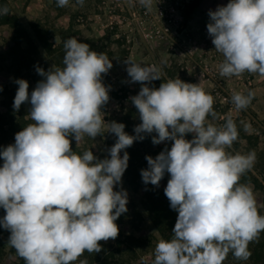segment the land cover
Wrapping results in <instances>:
<instances>
[{"label": "clouds", "instance_id": "obj_1", "mask_svg": "<svg viewBox=\"0 0 264 264\" xmlns=\"http://www.w3.org/2000/svg\"><path fill=\"white\" fill-rule=\"evenodd\" d=\"M68 3L57 0L58 7ZM76 3L83 6L84 0ZM139 3L151 10L152 0ZM8 11L0 8V15ZM208 16V35L224 57L220 75L264 76V0H229ZM64 50L63 68H36L44 79L31 93L26 80L15 81L13 108L19 111L30 103L34 123L0 151V208L6 213L0 226L10 232L8 244L25 264H75L85 251L100 252V241L118 237L115 221L127 212L128 199L126 190L114 188L128 167L125 149L153 132V144L173 143L155 158L145 157L142 180L159 186L170 174L164 193L178 213L173 238L158 242L153 264H222L230 251L247 261L249 243L264 231V215L252 189L240 183L255 153L226 151L238 139L235 121L228 117L219 127L208 121L216 118L214 98L199 83L177 78L149 87L161 79L160 69L128 59L131 82L142 85L130 98L142 121L134 128L136 135L126 133L123 123H107L117 137L108 149L110 158L98 159L91 150L78 155L69 137L79 144L85 134L92 139L101 135L102 107L110 99L102 74L113 65L106 54L74 37L64 42ZM254 96L253 91L233 93L232 102L237 110L245 109ZM189 133L191 140L185 139Z\"/></svg>", "mask_w": 264, "mask_h": 264}, {"label": "rangeland", "instance_id": "obj_2", "mask_svg": "<svg viewBox=\"0 0 264 264\" xmlns=\"http://www.w3.org/2000/svg\"><path fill=\"white\" fill-rule=\"evenodd\" d=\"M102 1L105 2L104 5L101 4ZM228 2L229 0H200L192 10L190 6L185 8L181 12L178 27L172 28L176 35L173 41L171 38L173 30L169 31L168 36L158 39L155 28L146 25L139 27L135 23L130 24L123 21L121 18L124 12L117 9L112 10L113 12L109 11L112 0H84L83 6L78 5L76 0H69L65 7H58L57 0H6L10 14L17 18L24 30L21 48L28 46L31 51L35 50V70L33 76L27 80L29 93L39 81L44 79L37 73V67L43 68L45 72L49 71L53 65L63 68L52 62L34 37L31 24L35 21L42 25L52 26L56 30H67V39L74 37L82 43H87L91 50L104 53L111 60L112 68L107 74H102V82L109 88L110 99L102 107L105 125L101 135L92 139L85 134L79 144L69 137L71 142L82 150V154L91 150L94 156L101 160L110 158L108 149L117 139L113 133L108 132L107 123L113 121L123 123L126 133L136 135L134 132L136 122L132 124L135 116L131 117L130 98L139 93L142 85L139 82H131L126 71L125 60L128 59L144 66H156L160 69L161 79L151 81L148 83L149 87L159 88L167 80L179 78L187 83H199L207 94L212 95L216 118L209 116L208 121L219 127L224 124L226 118L231 117L237 126L238 139L226 151L233 155L264 152V76L248 72L239 76H221L220 65L224 57L215 50L212 38L207 32V24L210 20L208 12L215 11L218 6H225ZM12 36L7 31L0 33V54L2 55V67L6 72L14 66V56L11 52ZM50 42L55 49L61 45L58 37L52 38ZM60 51L59 54L64 57V48ZM2 81L4 79H0V82ZM6 86L10 95L15 97L18 84L9 80ZM249 91L255 93L251 103L247 108L237 110L232 102L233 93L247 95ZM22 106L24 117L31 120L29 114L31 104L26 102ZM245 125L249 126L247 130H245ZM254 130H259L260 134L256 135ZM142 135L145 138L134 141L130 146L132 149L146 152L148 149L166 143L164 141L160 144H153L152 137L157 135L155 132ZM186 136L188 140L193 138L190 133ZM120 155H123V151ZM139 156L143 157V154ZM249 171L254 177L259 178L257 171H253V167ZM259 179L260 193L255 199L259 214L264 215V179ZM143 183L142 177L131 184L122 176L121 184L114 188L116 191L122 188L127 192V212L122 214L125 222H131L132 214L136 211L145 221L146 229L133 235V238L140 239L139 243L130 239L132 234L128 225L119 224L118 237L102 241L105 245L104 257L108 260H111L110 256L113 255V258L121 260L122 264H153L155 247L161 238L148 221L142 208ZM160 185L161 182L159 186H153L158 189ZM248 186L252 189V185ZM255 242L256 240L251 243ZM0 247L3 251L0 264H25V260L17 254L15 248L12 254H8L11 245L5 237L0 238ZM222 264L234 263L228 261Z\"/></svg>", "mask_w": 264, "mask_h": 264}, {"label": "trees", "instance_id": "obj_3", "mask_svg": "<svg viewBox=\"0 0 264 264\" xmlns=\"http://www.w3.org/2000/svg\"><path fill=\"white\" fill-rule=\"evenodd\" d=\"M200 0H193L190 5V10L197 6ZM7 7L6 0H0V8ZM9 10V9H8ZM31 29L34 37L38 41L39 45L42 47L44 52L51 58L52 62L56 65L64 67L63 65V56L59 54L60 50L64 48V42L67 39V30H56L54 27H50L39 22H33L31 24ZM11 33L12 36V48L11 52L14 56V66L9 72L3 70L2 67V55L0 54V79L4 81L0 82V151L6 148L10 144L15 143V135L19 131L23 130L24 127L32 123V120L26 119L22 110V105L19 111L14 110L13 103L14 98L10 95L7 90L6 83L9 80L16 81L18 79L29 80L34 73L36 62H35V50L31 51L29 47L21 48L22 29L17 18L10 14L8 11L7 15H0V33L4 32ZM58 37L61 40V45L58 48H53L51 44V39ZM132 103V102H131ZM132 115L134 120L132 124L136 122V126L139 125L142 121L139 118V113L134 104H131ZM191 134V133H190ZM189 138L188 136H186ZM185 138V139H187ZM173 141H167L164 145L156 146L153 149H148L143 152L137 151V149H132L131 147L127 148L129 154L128 167L125 170L123 176L131 184L134 183L137 179H140L141 170L148 167L146 156H151L155 158L158 154L168 148L170 150ZM71 148L78 155H82V150L71 142ZM143 154V157L139 155ZM123 155H121L122 157ZM255 163L253 165V171H257L259 178L264 179V152H257L255 154ZM262 164V165H261ZM3 165V159L0 158V166ZM260 170H259V169ZM259 170V171H258ZM253 176V174L248 170L245 174L242 175L240 183L246 184L247 186L252 185V191L254 196H258L260 193V179ZM170 179V174L165 173L162 178L161 185L158 189L154 188L152 184L143 183V200L142 208L143 211L153 226L157 234L161 239L171 240L173 238V228L175 226L178 213L171 209L168 198L164 193V189L167 186V182ZM258 194V195H257ZM259 197V196H258ZM5 210L0 208V218L5 215ZM115 223L126 224L131 229L130 239L132 241L141 242L133 238V235L139 232H143L146 229V223L141 218L138 212L134 211L132 214V221L125 222L123 216L121 215ZM10 232L0 226V238L5 237L9 239ZM101 245V251L98 253H88L87 251L79 257L75 264H79L80 260H87V264H122L123 262L119 259H114L111 255V260H108L105 255V245L102 241L99 242ZM251 256L247 261L238 260L234 257L233 253L230 251L227 254L226 259L223 262H232L234 264H264V231H262L259 237L256 239V242L249 243L248 245ZM13 247L11 246L8 254H12ZM3 255L2 248L0 247V258Z\"/></svg>", "mask_w": 264, "mask_h": 264}, {"label": "built area", "instance_id": "obj_4", "mask_svg": "<svg viewBox=\"0 0 264 264\" xmlns=\"http://www.w3.org/2000/svg\"><path fill=\"white\" fill-rule=\"evenodd\" d=\"M112 0L111 10L115 9L124 12L121 19L128 23H135L139 27L144 25L153 27L156 30L158 39H163L168 36L169 31L173 30L171 37L175 41V31L172 28H177L181 21V12L190 6L193 0H152L151 10H147L139 0ZM102 5L105 2H101ZM112 11V12H113ZM128 23H126L128 25ZM170 38V39H171ZM178 40V38H177ZM223 100H226L223 98ZM256 135H259V130H254Z\"/></svg>", "mask_w": 264, "mask_h": 264}]
</instances>
